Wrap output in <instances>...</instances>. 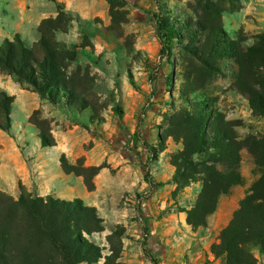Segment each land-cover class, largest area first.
<instances>
[{
    "label": "rangeland",
    "instance_id": "1",
    "mask_svg": "<svg viewBox=\"0 0 264 264\" xmlns=\"http://www.w3.org/2000/svg\"><path fill=\"white\" fill-rule=\"evenodd\" d=\"M192 1L127 0L120 7L123 17L121 14L119 22H112L107 0H0V45L16 33L33 44L41 20L55 16L57 2L64 3L74 20L68 32H59L56 38L61 47L75 53V59L68 60L69 72L80 70L81 90L97 114L96 121L91 122V108L77 111L54 105L32 86L0 69V92L5 90L15 97V136L0 130V177L6 184L0 190L4 197L17 200L21 183L34 196L81 198L86 204H95L104 219V230L92 234L91 239L107 256L111 254L108 235L122 230L120 264H156L155 258L158 264L203 262L256 177L253 160L244 151L241 170L245 184L221 198L217 212L210 217L209 229H203L208 238L205 246L195 247L190 230L162 229L171 225L170 220L161 222L164 217L193 203L200 184H192L172 197L171 156L179 145L170 138L167 148L157 155L151 148L167 115L175 111L168 101L173 99L176 107L180 106L182 82L178 50L173 51L174 63L161 52L154 11L166 5L179 17L191 15ZM224 23L232 31L243 28L251 44L254 35L264 29V0H242L238 11L225 14ZM170 72L174 73L173 86L166 81ZM209 89L218 97L216 107L228 118L243 120L239 128L243 136L264 133V117L252 113L247 99L228 80L219 76ZM36 119L47 121L54 145H42L33 123ZM63 154L71 163L83 157L86 165L102 166L94 178L93 191L87 189L83 177L63 172ZM165 181L166 186L156 184ZM6 205L0 203V207ZM257 255L264 264V256ZM211 264L220 261L212 260Z\"/></svg>",
    "mask_w": 264,
    "mask_h": 264
},
{
    "label": "trees",
    "instance_id": "2",
    "mask_svg": "<svg viewBox=\"0 0 264 264\" xmlns=\"http://www.w3.org/2000/svg\"><path fill=\"white\" fill-rule=\"evenodd\" d=\"M107 2L112 22H119L124 15L120 7L127 0ZM241 6L242 0H193L191 15L179 17L166 5L154 11L161 52L174 63L173 51L178 50L182 82L180 106L176 107L173 99L168 101L175 111L167 115L151 148L157 155L167 148L170 138L179 145L171 156L174 172L169 183L175 185L172 197L192 184H200L193 203L182 209L193 231L207 228L221 198L245 184L241 166L243 152L249 153L256 177L217 240L211 243L209 253L220 264H263L257 253L264 256V133L243 136L239 131L243 120L228 118L216 107L218 97L209 89L217 77H223L247 99L254 115L264 117V29L249 44L243 28L232 31L224 23L225 14ZM73 20L64 3L57 2L56 15L41 20L33 44L20 33L4 39L0 69L32 86L54 105L77 111L91 108L90 121L94 122L96 110L81 90L80 70L69 72L68 60H74L75 53L61 47L56 38L57 33L68 32ZM166 81L169 86L175 84L173 72ZM14 99L5 90L0 92V130L12 137ZM116 110L123 115L121 107ZM33 123L42 145H54L47 121L36 119ZM60 162L64 173L83 177L87 189H95L94 178L101 165H86L83 157L71 163L64 154ZM1 185L6 186L0 178ZM19 188L17 200L4 197L0 190V203L7 204L0 207V264H120L122 230L108 235L111 254L107 256L103 247L91 239L92 234L104 230V219L96 206L81 198L34 196L21 183ZM212 260L206 258L197 264H211ZM155 262L158 264L156 258Z\"/></svg>",
    "mask_w": 264,
    "mask_h": 264
},
{
    "label": "crops",
    "instance_id": "3",
    "mask_svg": "<svg viewBox=\"0 0 264 264\" xmlns=\"http://www.w3.org/2000/svg\"><path fill=\"white\" fill-rule=\"evenodd\" d=\"M20 170L21 169H19L17 172H18V174L20 173ZM78 177H80V176H78ZM1 178V177H0ZM2 179V178H1ZM3 180V179H2ZM166 185H168V183H167V181H165V186ZM48 195V194H47ZM41 196H46V195H41ZM54 196V195H53ZM61 198H64V197H61ZM66 199H68V198H66ZM95 205V204H94ZM171 221V225H163L162 226V229H175L177 232H179V230H181V229H186V230H190L191 232H192V234L194 235L193 237H192V240L194 239V244H196L195 245V247H200L201 245H204L205 246V244L207 243V241H208V238H207V236H206V234L205 233H203V229H199V230H197V231H193L192 229H191V227L186 223V214H185V212H183V211H179V212H177V213H175L174 215H172V216H166V217H164L163 219H162V221L161 222H164L165 223V221ZM229 221V220H228ZM228 223V222H227ZM226 223V224H227ZM155 226V225H154ZM207 229H209V228H207ZM199 249V248H198ZM197 249V250H198ZM210 255H209V258L210 259H213V256H212V254L211 253H209ZM193 262H197V260L196 261H193ZM202 262V260H199L198 259V263H201Z\"/></svg>",
    "mask_w": 264,
    "mask_h": 264
}]
</instances>
